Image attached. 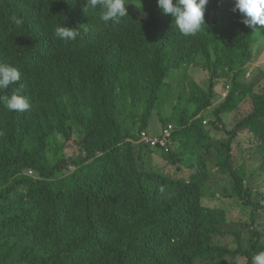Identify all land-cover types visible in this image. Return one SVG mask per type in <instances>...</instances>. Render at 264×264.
Segmentation results:
<instances>
[{"label":"trees","instance_id":"obj_1","mask_svg":"<svg viewBox=\"0 0 264 264\" xmlns=\"http://www.w3.org/2000/svg\"><path fill=\"white\" fill-rule=\"evenodd\" d=\"M233 8L234 2L213 0L201 31L185 39L169 24L153 21L151 12L146 20L130 9L115 33L99 7H86V0H30L29 7L0 0V62L21 73L0 96L19 91L30 104L19 112L0 102V264H53L68 247L73 256L67 262L62 258L63 264L222 260L204 236L208 225L221 223L209 218L214 211L201 203L202 187L213 178L206 162L183 159L193 157L195 145L208 140L216 123L223 124V113L245 94L252 98L251 112L226 132L228 140L216 149V167L230 173L242 196L245 178L235 172L230 151L232 139L245 128L260 142L259 177L264 178V93L245 79L254 62L252 45L264 33L244 25L243 15ZM62 24L91 28L102 36L104 52L83 73L67 75L59 64L69 43L55 36V27ZM152 32L170 39L152 40ZM72 42L75 56L81 58L77 39ZM196 58L211 67L213 78L219 71L233 75V90L206 126L216 96L213 83L208 90L197 84L189 93L182 88L188 99L180 100L169 82ZM162 99L169 103L164 114L155 111ZM178 110L185 113L178 116ZM152 115L164 125L173 124L182 144L175 152L157 153L178 171L184 167L196 174L172 177L149 157L140 139ZM72 140L84 156L66 162L60 159L61 141ZM29 169L36 178L29 177ZM17 185L33 188L23 192L14 189ZM245 190L255 194L252 187ZM101 203L116 214V223L100 213ZM247 203L256 222L262 206ZM261 236L252 231L246 248L227 254H242L252 264V257L264 252Z\"/></svg>","mask_w":264,"mask_h":264},{"label":"clouds","instance_id":"obj_2","mask_svg":"<svg viewBox=\"0 0 264 264\" xmlns=\"http://www.w3.org/2000/svg\"><path fill=\"white\" fill-rule=\"evenodd\" d=\"M21 7H29L30 0H17ZM234 2L233 11L239 10L243 15L242 23L250 28H255L257 25L264 26V0H227ZM213 0H86V7L96 10L98 7L101 10V18L105 22L113 23L114 32L117 33L120 29L119 21L124 18L130 9H133L140 14L141 19L147 20L148 12L153 15V21L158 20L163 23L169 24L171 29L181 34L185 39L192 38V35L197 34L201 31L202 26L205 25V13L209 12L210 6ZM14 22L19 24L20 21L13 18ZM55 36L63 41L69 42L67 47L64 49L61 59L60 66L67 73V75L76 73H83L91 61L99 60V55L103 51V39L100 34L94 33L91 28L82 27L79 25L78 29L75 27H68L65 24L57 25L54 29ZM77 39L82 57L78 58L75 56L74 47H72V41ZM152 40H169L170 38L164 35H157L152 32ZM250 72H247V77ZM21 78V73L17 67H14L8 63L0 62V90L7 89L10 85L15 84ZM0 102H3L7 110L23 112L30 108V104L26 97L20 94L19 91L14 92L10 96H0ZM156 118L159 126L158 128L153 127L151 124V118H149V125L144 132L141 134L140 144L148 147L149 157L154 159L156 156L161 157L157 152L162 151L168 154L173 150H179L182 148V144L179 140V131L176 130L173 124L164 125L154 115L153 119ZM209 120L205 119L204 125L206 126ZM232 131V130H231ZM157 132V133H156ZM230 132V131H226ZM225 132V134H226ZM156 133V134H154ZM240 133V132H239ZM211 135V132L210 134ZM227 135V134H226ZM239 136V134H238ZM237 136V137H238ZM236 137V138H237ZM236 138L232 139L235 140ZM227 141V140H226ZM223 141V142H226ZM222 142V143H223ZM234 144V143H233ZM233 144L230 151V163H233ZM192 160V156L186 155L183 160ZM184 168V167H182ZM186 169V168H185ZM189 170V169H187ZM190 175L196 174L193 170H189ZM29 177L36 178L33 169L28 170ZM188 176V177H189ZM188 177L186 179H188ZM210 183L213 180L209 181ZM243 186V185H242ZM33 187L26 185H17L14 189L27 192ZM211 191L212 188L210 187ZM244 193L249 191L245 190ZM240 196V197H243ZM216 196V194H215ZM7 199V198H4ZM250 201V200H247ZM247 201H243V204H248ZM254 201V200H253ZM206 207V206H205ZM214 212L209 218H218L221 223L218 225H208L209 235L220 238V243L211 239H208L207 245H211L215 248V254L222 260H215L212 264H228V259L233 257H244L242 254L230 255L228 252H232L238 248H232L228 246V240H223L226 237L232 236V234L225 230L228 212L223 207L209 208ZM99 211L108 214V219L116 223V214H113L112 209L106 208L102 203L99 206ZM12 214H15L12 212ZM73 256V250L71 247L66 248L61 254L57 256L53 264H63L69 261ZM64 258V260H62ZM248 260V259H247ZM249 262V261H248ZM247 262V264H248ZM210 259L206 260L204 264H209ZM51 264V263H50ZM252 264H264V252H260L252 257Z\"/></svg>","mask_w":264,"mask_h":264},{"label":"rangeland","instance_id":"obj_3","mask_svg":"<svg viewBox=\"0 0 264 264\" xmlns=\"http://www.w3.org/2000/svg\"><path fill=\"white\" fill-rule=\"evenodd\" d=\"M253 30H260L264 33V30L260 28H253ZM254 51V62L249 65L250 75L245 79L248 82H253L255 85V91L264 93V36H259L258 39L252 45ZM181 75L171 77L169 82L172 84L173 89L177 90L179 94H176V99L187 100L180 90L183 88L184 92H191L192 84H197L204 90H208L213 83L215 98L212 102V107L207 112L209 122L215 120L214 111L216 108L224 104L227 96L233 90V75L229 71H219V76L213 78V70L204 61L203 58H196L192 60L190 66L186 67ZM238 103L230 111L224 112L222 115L223 124L216 123V129L211 131L208 140L202 141L200 144L195 145L193 161H204L207 165V172H209L213 178V182H207L203 185L204 197L201 200L203 206L207 208L223 207L227 210L229 220L226 222L225 230L232 233V236L226 237L223 240H228L227 245L232 248L246 246L250 242L252 231L259 232L261 234L260 245L264 244V178L259 177L262 165V154L260 152V142L258 138L249 130L242 129L239 136L233 140V164L235 165V172L240 176H244L243 186L252 187L255 194L249 191L240 197L234 183L231 181L230 173L220 171L216 165L219 161L217 147L223 142L228 140L226 131H231L235 125L239 122L240 118L244 114H249L252 109V98L249 95L240 94L237 96ZM168 101L162 99L156 103L155 111L160 109V113H165L168 107ZM185 112L178 110L177 115L182 116ZM143 116V115H142ZM139 116L140 118L142 117ZM151 118V124L153 127L158 128L159 124L156 118ZM205 126V125H204ZM157 133V132H156ZM154 133V134H156ZM62 150L60 159L67 162L78 157H83L84 153L79 152V146L75 145L74 141H70L68 144L61 141ZM173 151V150H172ZM156 163L164 169L165 173L175 177L187 178L190 174L189 170L182 168L178 171L176 167H172L167 164L161 157H155ZM187 160V158H186ZM73 172L74 168L69 167ZM198 172V171H197ZM63 174H67L63 170ZM190 178V176L188 177ZM216 193V196L211 195L209 188ZM254 200L261 206L259 215L256 222L250 219L251 207L245 206L243 201ZM249 207V208H248ZM247 214H244V211ZM234 232V233H233ZM208 238L216 240L221 244L220 238L215 239L214 236H210L209 233H204ZM215 241V242H216ZM248 260L244 257H233L228 259V264H247ZM18 264V263H14ZM31 264H33L31 262ZM49 264V263H44Z\"/></svg>","mask_w":264,"mask_h":264}]
</instances>
